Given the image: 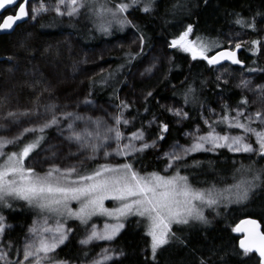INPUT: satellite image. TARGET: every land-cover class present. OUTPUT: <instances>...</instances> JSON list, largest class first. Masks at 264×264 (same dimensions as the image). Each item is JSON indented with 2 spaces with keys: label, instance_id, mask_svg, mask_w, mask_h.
Listing matches in <instances>:
<instances>
[{
  "label": "snow or ice",
  "instance_id": "obj_1",
  "mask_svg": "<svg viewBox=\"0 0 264 264\" xmlns=\"http://www.w3.org/2000/svg\"><path fill=\"white\" fill-rule=\"evenodd\" d=\"M28 4L29 0H0V12L16 6L15 14L7 15L0 22V32L12 30L18 21L28 17ZM153 4L154 0H117L114 6L111 0H55L51 8L41 2L38 6H33L31 11L33 19L50 10L55 11L57 16L71 18L77 17L82 9H87L99 21L96 30L108 33L113 25L123 29L131 24L125 15L131 8L150 13ZM234 22L241 29L257 31L255 19L246 21L237 14ZM192 33L193 26L189 24L170 41L169 46L189 54L193 61H206L209 67L221 65L225 61L243 67L237 56L242 46L250 44L252 54L257 55L262 45L261 39L240 41L235 42L234 47L229 50L224 49L219 40L209 41L199 36L191 39ZM138 38L142 51L143 34ZM214 49L223 50L210 56L209 53ZM136 55L128 54V62L131 63ZM247 70L256 71L255 68ZM220 79L218 76L217 80ZM222 82L227 83V80ZM250 83L249 80H242L237 87L248 88ZM44 91L48 89L45 88ZM194 92L191 87L185 92L186 104L190 99H195ZM147 95L151 96L152 93L148 92ZM261 98L264 99V95ZM5 101H0V108L6 107ZM83 103L91 104L92 101L85 99ZM240 104L247 106V98H241ZM119 107L121 110L110 116L112 123H109L103 117L93 118L64 109L58 111L59 105L54 102L42 105L38 95L31 109L8 108L6 112L0 113V120L11 125H19L21 118H27L29 121L28 126L23 127L11 138L0 136V237L11 227L6 223L2 210L12 209L14 201L25 202L37 211L39 217L29 228L22 253L20 249L16 250L18 257L22 254V259L9 260L8 252L0 249V264H67L66 261L58 260L54 254L68 239L71 229L66 225L69 219L77 220L85 226L86 236L80 240V244L87 247L93 242L115 240L124 229L125 221L132 216L138 218V223H144L145 235L150 237L151 256L155 261L158 249L173 239H179L172 232L173 225H190L194 222L207 225L209 221L204 214L206 208L214 209L222 204L226 206L242 203L248 199L250 192L264 184V169L249 165L237 169L240 178L229 186L221 188L213 184L203 188L194 187L186 175L180 174V167L188 165L179 163L194 153L221 148L233 153L264 157V129L253 127L254 124L264 125V111L257 110L245 116L246 108L232 109L226 104L222 105V115L219 119L205 120L208 126L206 133H201L197 127L194 132L188 133L191 138L189 146L177 144L164 154L167 161L165 173H168L169 169L173 170L165 175L160 172L141 174L134 167L137 155L149 148H155L157 140H153L151 144L147 142L143 125L131 135H125L121 125L127 127L131 123L124 116V111L129 105L121 102ZM169 111L180 119L188 118V114L180 109ZM232 112H235L234 116L231 115ZM64 121H67V124L62 127ZM153 123L155 120L149 121L148 126L151 127ZM218 125L226 126L228 130L239 129L243 135H233L230 131L221 134L216 130ZM52 127H56L60 134L64 135V139L77 145V152L70 153L71 155L87 153L79 162L80 165H83L85 160L96 163L91 168H81L77 164L61 167L55 163L57 157L53 151L52 156L47 157L53 162L43 172L37 171L32 161L26 165L25 162L30 157L35 160L32 154L41 149L46 139V130ZM5 128L6 125L0 123V129ZM166 132L167 124H160L157 139L163 140ZM26 136L29 139L25 140ZM252 137L256 146L250 142ZM21 141L24 142L21 144ZM9 145L18 147V150L5 151ZM116 157H121L122 160L114 162ZM195 163L197 162H194L193 166ZM106 201H112L113 206L106 207ZM73 203L78 205L76 209L72 208ZM93 217L106 218L102 230L95 224L89 227ZM233 231L243 233V238L239 240L243 255L255 253L258 256L256 264H264V232L261 231L260 223L255 219L242 220ZM115 251L112 248H103L98 256L92 258L91 264H110L124 254L121 250L119 255H115ZM85 256H88L87 252ZM199 264L207 262L201 259Z\"/></svg>",
  "mask_w": 264,
  "mask_h": 264
},
{
  "label": "trees",
  "instance_id": "obj_2",
  "mask_svg": "<svg viewBox=\"0 0 264 264\" xmlns=\"http://www.w3.org/2000/svg\"><path fill=\"white\" fill-rule=\"evenodd\" d=\"M115 2L117 0H111L112 6ZM237 14L246 21L255 19V23L264 22V0H154L150 13L131 8L125 14L131 24L123 29L113 25L108 33L96 30L99 21L87 9H82L77 17L71 18L41 16L34 22L22 24L9 36H0V82L14 74L11 98L24 106H34L37 96L40 99L45 89V78L40 73L42 69L54 66L61 73H66L70 65L82 59L83 50H95L104 42L124 38L129 32L137 37L143 34L142 51L140 42L137 51L122 50L102 61L107 68L87 81V98L92 102L107 103L120 111L122 95L128 89L127 77L142 65L151 50L157 46L165 47L170 60L164 77L152 90V95L140 104L128 102L129 108L124 111V116L131 121L125 127L128 134L143 125L147 142L151 144L157 140L155 148L137 155L134 167L141 174L160 172L167 175L173 170L165 173V163L159 161L163 152L173 145L182 144L193 129L203 128L202 118L207 111L219 110L222 115V105L237 108L241 98H244L232 85L217 80L215 67H209L206 61H193L189 54L171 48L170 41L190 24L193 26L191 39L199 36L221 43L223 36L231 30H250L235 24ZM68 33L76 38L75 44L65 42ZM223 48L226 49L225 46ZM128 54L136 55L131 63L128 62ZM239 55L244 62L241 71L261 69L255 55L245 51L239 52ZM190 87L195 90V99L186 104L184 94ZM4 99L0 94V101ZM218 99L221 100L219 106ZM161 101L179 104L188 118L178 125L168 109L160 105ZM152 120L155 123L149 127ZM160 124L168 126L163 140L157 139ZM221 126L218 125L220 132L225 130ZM11 150H18V147L9 145L5 149ZM194 162H197L195 166ZM95 163L83 168H91ZM179 163L188 165L180 167V174L186 175L189 182L199 188L213 184L221 188L229 186L240 178L237 169L241 167L252 165L256 169H264V157L233 154L224 148L214 153L193 154ZM13 204L12 209L2 210L6 223L11 227L0 237V249L8 252L9 260L15 261L19 259L16 250L20 249L38 214L23 201H14ZM204 214L209 221L207 225H174L172 232L179 239H173L158 249L155 261L151 256L150 239L145 235L144 223H138L136 217L125 222L124 229L115 240L87 248L79 246L86 228L78 221L68 220L66 227L71 229L68 239L54 255L67 264H83L90 262L103 248H112L116 250L115 255H119L121 250L124 254L110 264H199L201 259L207 264H256L258 259L255 255L244 256L238 248L239 237L234 234L233 228L240 220L251 218L257 220L264 231V184L250 192L246 201L207 208Z\"/></svg>",
  "mask_w": 264,
  "mask_h": 264
},
{
  "label": "rangeland",
  "instance_id": "obj_3",
  "mask_svg": "<svg viewBox=\"0 0 264 264\" xmlns=\"http://www.w3.org/2000/svg\"><path fill=\"white\" fill-rule=\"evenodd\" d=\"M41 2H43L46 7L51 8L52 5H54L55 0H43V1L29 0V4L27 8L29 12V16L27 17L26 22L28 23L34 22L36 19H38L41 16L56 15L55 11L50 10L46 13H42L41 15L33 19L32 11H31L32 7L38 6L39 3ZM14 11L15 10H13V12ZM63 17L68 18V16H63ZM256 28L257 31L255 32L250 30H231L226 35L223 36L221 40V44L225 46L226 49L231 50V48L234 47L235 42H240V41L250 42L251 40L254 39H261L262 45L260 48V52L257 55H255L260 62L261 69H256V71L254 72H249L248 70L241 71L240 69L232 68L228 65H219L215 67L216 76L221 77L220 82L227 80V83L225 84L232 85V87L235 90H237L240 94H242L244 97L247 98L248 100L247 106L242 104L238 106L241 109L246 108L245 116H247L248 113H255L257 110L264 111V99L261 98L262 95H264V22L262 21L256 22ZM65 42L68 45H73L76 43V38L71 33H68L67 35H65ZM139 48H140V41L138 37L133 32H129L124 38H120L114 41L104 42L100 47H98L95 50L94 49L83 50L82 59L78 63L74 65H70L67 68L66 73H61L60 70L54 66H47L46 68L42 69L40 73L45 78V88H47L48 91L43 92V95L39 99V102L42 105L47 104L49 102H54L57 105H59L58 111L60 109H64L67 111L78 112L81 115H88L93 118L103 117L109 123H112L110 116L115 115L118 112L116 107L102 102H92L91 104L83 103L85 99H88L87 98L88 92L86 90L87 81L92 77H94L95 75L100 74L107 68L102 61L109 55L117 54L122 50L137 51ZM241 51H245L246 53L252 54V51L250 50V44H244L242 48L239 50V52ZM169 60H170L169 55L165 47L163 48V46H157L153 50H151L146 55L142 65L127 77L128 89L122 95L123 102L140 104L148 96L147 93L152 92V90L157 86L159 81L162 80V78L164 77L163 74L165 72V68ZM14 80H15V75L11 74L7 80L0 82V94L2 95V97L7 98L6 101L4 99L6 103V107L0 108V113L6 112L8 108H11L12 110H16V109L25 110L34 107V106L31 107L24 106L21 103H19L17 100L11 98L10 93L12 92ZM242 80H249L251 82L248 88L237 87V85H239ZM220 101L221 100L218 99V106L221 104ZM160 105L167 108L168 111L169 109L182 110L179 104L172 101H161ZM170 114L175 118V121L178 125L182 123L183 119H180L179 117L173 115L171 112ZM231 115L234 116L235 112H232ZM220 116L221 113L219 112V110L207 111L204 117L202 118L203 128H200L201 133H206L208 131V126L205 124L206 119L208 120H211L213 118L219 119ZM241 119L243 120V117ZM0 123L6 125L5 129H0V136H7L8 138H11L23 127L28 126L29 121L27 118H21V122L19 125H11L9 124V122L2 120H0ZM66 124L67 121H64L61 126L63 127ZM221 127L225 129L222 132L218 130V126L216 127V130L221 134H223L225 131H230L231 134L233 135H243L242 131L239 129L228 130L226 129V126L222 125ZM253 127H257L258 130L264 129V125H260V124H254ZM121 130L125 133V135H131L126 132V128L123 125ZM195 130L196 128L193 129L191 132H194ZM45 134L47 136L41 146V149H37V152H34L32 154V156L35 157V160L33 161L32 157H30L29 160L26 161V165L29 164V161H32V165L36 168V170L39 172H43L53 162L52 159L47 158L52 156L53 151L56 153V157H57L55 159V163L60 164L61 167L67 166L69 164H77L81 168H83L89 166L91 163L94 162V161L85 160L83 165H80L79 162L84 159V156L87 153H80L79 155H71L70 153L77 152V145L75 143H70L68 140L64 139V135H61L56 127L47 129ZM66 134L67 133H65V135ZM24 139L27 140L29 139V137L26 136ZM250 142H252L253 145L256 146L254 137L250 138ZM190 143H191V138L189 137V135H187L185 137V141L179 145L189 146ZM172 147L164 151L163 154L160 156L159 161H164L165 166L167 161L166 159H164V154L167 153ZM42 149H50V150L43 151ZM215 151H205V152H197V153H214ZM233 154L251 155L244 153H233ZM120 158L121 157H116L114 162H117V160ZM71 206L73 209H76L78 207V205L75 203H73ZM105 206L112 207L113 202L106 201ZM132 217L134 218L135 216ZM105 219L106 218L104 217H93L92 220L89 222V227L92 224H95L98 229L102 230ZM69 220H74V219H69ZM83 227L85 226L83 225ZM28 234H29V230L27 235ZM85 236H86V229L84 231V234H82L81 239L85 238ZM24 240L25 238L23 239L20 247L21 253H22ZM97 243L108 244L109 242L98 241V242H93L91 245ZM79 246L81 248L88 247V246L87 247L82 246L80 244V241H79ZM19 259H22V254L19 256ZM83 264H91V261Z\"/></svg>",
  "mask_w": 264,
  "mask_h": 264
},
{
  "label": "water",
  "instance_id": "obj_4",
  "mask_svg": "<svg viewBox=\"0 0 264 264\" xmlns=\"http://www.w3.org/2000/svg\"><path fill=\"white\" fill-rule=\"evenodd\" d=\"M18 2H21V0H18ZM10 10H15V11H16V6H11V7H9L8 9L4 10L3 12H0V16H2V20H3V18L6 17L7 15H10V14H7V12L10 11ZM15 11H14V14H15ZM2 20H1V22H2ZM26 21H27V17H26L25 19L21 20V21H18V22L16 23V25H14V27H13L12 30H10V31L0 32V36H9V35H11V34H12V33H13V32H14L19 26H21L22 24H24ZM220 50H223V49H218V50H216V51H220ZM229 50H230V49H229ZM216 51H214L211 55H213ZM237 56H238V59L241 60L240 55H239V52L237 53ZM241 61H242V60H241ZM242 64H243V67H241V65H232V64H230V62L225 61V62H222L221 65H228V66H230V67H232V68L243 69V68H244V62H243V61H242ZM216 66H219V65H216ZM216 66H214V67H216ZM246 219H251V218H244V219H242V220H246ZM242 220H240V221L235 225V227H236L237 225H239L240 222H241ZM256 221H257V220H256ZM257 222H258V221H257ZM258 223H259V222H258ZM235 227H234V228H235ZM261 231L264 232V231L262 230V227H261ZM234 234H235L236 236L239 237V240L243 238V233H236V232H234ZM239 240H238V248H239ZM239 249H240V248H239ZM240 250H241V249H240ZM241 251H242V250H241ZM253 255H255L256 258L258 259V256H257L255 253H253Z\"/></svg>",
  "mask_w": 264,
  "mask_h": 264
}]
</instances>
